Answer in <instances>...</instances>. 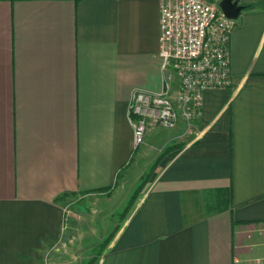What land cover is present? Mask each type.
<instances>
[{"label":"crops","instance_id":"1","mask_svg":"<svg viewBox=\"0 0 264 264\" xmlns=\"http://www.w3.org/2000/svg\"><path fill=\"white\" fill-rule=\"evenodd\" d=\"M239 1L232 87L137 147L131 96L163 86L161 0H0V264H86L90 245L95 264H264V0ZM156 163L104 247L98 223L66 224L64 197L105 219Z\"/></svg>","mask_w":264,"mask_h":264},{"label":"built area","instance_id":"2","mask_svg":"<svg viewBox=\"0 0 264 264\" xmlns=\"http://www.w3.org/2000/svg\"><path fill=\"white\" fill-rule=\"evenodd\" d=\"M159 92L135 91L128 105L135 146L152 127L175 128L202 112L209 89L233 85L230 43L236 20L212 0H161Z\"/></svg>","mask_w":264,"mask_h":264},{"label":"rangeland","instance_id":"3","mask_svg":"<svg viewBox=\"0 0 264 264\" xmlns=\"http://www.w3.org/2000/svg\"><path fill=\"white\" fill-rule=\"evenodd\" d=\"M157 163L151 167V169L147 170V172L139 180V183H130V186L128 187L129 189L126 191V197L124 196V193H122V196L124 197L121 196L112 201V207L115 208V210L113 209L114 214H107L105 219H103L102 216H99V214L95 216L96 212L93 210V206L81 197L71 195L64 197L63 204L71 211L69 218L66 220V224H70L71 217H73L76 221V224H79L81 229H91L95 223H98L101 225V229L103 230V240L105 239L109 241L136 207L144 188L158 170ZM140 166L141 167H139V165L134 167L132 171L133 179L142 171L143 164ZM103 224H110V226L105 229L103 228ZM90 246L92 247L93 245ZM91 247L89 248L88 246V248H85V254H81L80 256L82 258L80 259H87V257H91L93 255V257L96 256L97 260L101 256L102 248L100 249L96 246Z\"/></svg>","mask_w":264,"mask_h":264},{"label":"water","instance_id":"4","mask_svg":"<svg viewBox=\"0 0 264 264\" xmlns=\"http://www.w3.org/2000/svg\"><path fill=\"white\" fill-rule=\"evenodd\" d=\"M239 2V0H221L219 6L227 18L237 20L246 9V7L240 5Z\"/></svg>","mask_w":264,"mask_h":264},{"label":"trees","instance_id":"5","mask_svg":"<svg viewBox=\"0 0 264 264\" xmlns=\"http://www.w3.org/2000/svg\"><path fill=\"white\" fill-rule=\"evenodd\" d=\"M248 8H250V7L247 6L246 9H248ZM170 149H171V148H168V149L166 150L165 154H166L167 152H169ZM163 156H164V155H163ZM125 168H126V167H125ZM110 190H111V189H109V191H110ZM109 191H108V192H109ZM107 243H108V240L105 241L101 246L104 247ZM95 262H96V257H94L92 260H90V261L87 262L86 264H95Z\"/></svg>","mask_w":264,"mask_h":264}]
</instances>
